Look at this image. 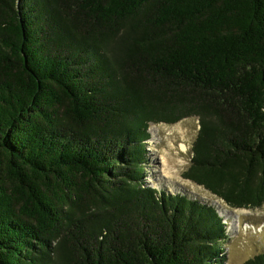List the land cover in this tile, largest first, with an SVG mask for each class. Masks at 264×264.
<instances>
[{"label":"trees","instance_id":"trees-1","mask_svg":"<svg viewBox=\"0 0 264 264\" xmlns=\"http://www.w3.org/2000/svg\"><path fill=\"white\" fill-rule=\"evenodd\" d=\"M190 116L183 177L262 206L264 0H0V264H226L215 207L145 180Z\"/></svg>","mask_w":264,"mask_h":264},{"label":"rangeland","instance_id":"rangeland-1","mask_svg":"<svg viewBox=\"0 0 264 264\" xmlns=\"http://www.w3.org/2000/svg\"><path fill=\"white\" fill-rule=\"evenodd\" d=\"M195 116L174 124L158 123L149 126L145 180L148 185L170 193H181L215 207L221 216L227 239L222 244L226 264H242L264 253V204L258 208H232L209 191L183 177L190 164L191 147L198 133ZM180 144L186 149L182 151Z\"/></svg>","mask_w":264,"mask_h":264},{"label":"bare ground","instance_id":"bare-ground-1","mask_svg":"<svg viewBox=\"0 0 264 264\" xmlns=\"http://www.w3.org/2000/svg\"><path fill=\"white\" fill-rule=\"evenodd\" d=\"M180 149H181L182 151H185V149H186L185 145H184V144H180Z\"/></svg>","mask_w":264,"mask_h":264}]
</instances>
